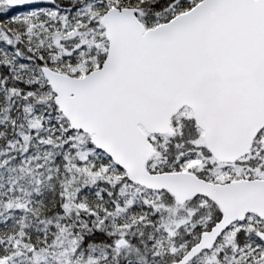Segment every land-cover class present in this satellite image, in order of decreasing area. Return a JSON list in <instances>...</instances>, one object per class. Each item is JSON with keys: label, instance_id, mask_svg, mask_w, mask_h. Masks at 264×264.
Segmentation results:
<instances>
[{"label": "snow or ice", "instance_id": "6c2138e0", "mask_svg": "<svg viewBox=\"0 0 264 264\" xmlns=\"http://www.w3.org/2000/svg\"><path fill=\"white\" fill-rule=\"evenodd\" d=\"M0 264H264V0H0Z\"/></svg>", "mask_w": 264, "mask_h": 264}]
</instances>
